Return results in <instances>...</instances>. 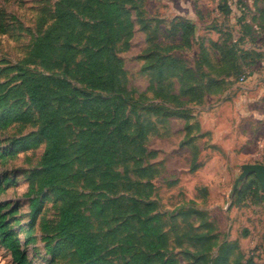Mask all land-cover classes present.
Here are the masks:
<instances>
[{
    "label": "trees",
    "instance_id": "trees-1",
    "mask_svg": "<svg viewBox=\"0 0 264 264\" xmlns=\"http://www.w3.org/2000/svg\"><path fill=\"white\" fill-rule=\"evenodd\" d=\"M218 9L228 15L227 0H219ZM259 12L263 29L264 7ZM136 25L145 36L142 71L156 102L130 87L121 57ZM4 26L0 16V31ZM35 29L24 57L0 67V130L19 122L32 125L16 143H43L38 168L29 177V194L36 196L30 200L26 243L33 240L48 194L57 211L55 222L43 226L50 253L67 248L77 264H179L168 254L164 220L152 198L156 170L146 160L155 154L145 147L151 120L184 117L181 94L198 99L227 78L240 79L263 55L217 28L221 42L198 44L192 21L175 17L164 26L145 16L144 0H55ZM196 44L199 55L189 67L181 51ZM176 82L179 92L172 90ZM3 190L0 184V195ZM236 198L261 202L264 194L250 177ZM11 215L0 204V245L13 264H33L11 227ZM235 248H220L212 264H229Z\"/></svg>",
    "mask_w": 264,
    "mask_h": 264
},
{
    "label": "rangeland",
    "instance_id": "rangeland-1",
    "mask_svg": "<svg viewBox=\"0 0 264 264\" xmlns=\"http://www.w3.org/2000/svg\"><path fill=\"white\" fill-rule=\"evenodd\" d=\"M54 1L0 0V16L5 23L4 31H0V67L24 57L39 16ZM227 2L230 13L225 15L218 9L219 0H144V14L162 21L164 26L175 17L192 21L196 25L198 44L201 39L221 42L224 36L213 29L217 28L232 32V42L243 38L239 41L243 48L257 49L260 34L264 32L259 22V8L264 7V0ZM241 18L251 28L252 36L241 27ZM198 44L181 51L189 67L195 66ZM146 48L145 36L136 25L131 47L121 57L130 87L137 95L144 93L156 102L149 89V77L142 71L141 56ZM213 59L216 63V55ZM245 78L246 69L240 79L227 78L211 90L203 91L195 100L181 94L184 117L151 120V134L145 147L155 154L146 160L156 170L152 176V198L164 220L168 254L179 264H203L200 257L207 261L205 264H212L220 248L229 245L236 247L230 254L229 264H246L249 260L264 264V200L236 198V191L246 182L235 187L240 166L246 160L264 163V140H260L264 121L262 132L255 131L252 140L247 141L254 155L246 157V82L241 81ZM179 88L176 82L172 90L179 92ZM33 130L32 125L20 122L0 130V184L4 189L0 204L12 212L11 227L33 264H77L67 248L56 254L47 250L43 226L55 222L57 214L52 195L46 194L48 197L32 233L33 240L26 243L30 200L36 196L29 194V177L38 168L43 143L30 140L28 145L21 146L16 140ZM188 140L190 144L182 145ZM197 236L207 239L199 241ZM55 242V239L51 241ZM0 264H13L9 252L1 245Z\"/></svg>",
    "mask_w": 264,
    "mask_h": 264
},
{
    "label": "crops",
    "instance_id": "crops-1",
    "mask_svg": "<svg viewBox=\"0 0 264 264\" xmlns=\"http://www.w3.org/2000/svg\"><path fill=\"white\" fill-rule=\"evenodd\" d=\"M256 47V52L261 53L263 58L246 68V78L242 80L243 83L246 82V157L254 155V152L249 150L250 147L247 141L252 140L255 131L258 133L262 132L261 129L264 121V32L260 34ZM256 83H260V85ZM252 126H255V128L252 129ZM261 136L263 139H260V137L258 140H264V129ZM246 164L253 163L246 160ZM261 192L264 193L262 190Z\"/></svg>",
    "mask_w": 264,
    "mask_h": 264
},
{
    "label": "water",
    "instance_id": "water-1",
    "mask_svg": "<svg viewBox=\"0 0 264 264\" xmlns=\"http://www.w3.org/2000/svg\"><path fill=\"white\" fill-rule=\"evenodd\" d=\"M241 174L236 180L235 187L253 176L259 183L260 189L264 191V163L241 165Z\"/></svg>",
    "mask_w": 264,
    "mask_h": 264
},
{
    "label": "built area",
    "instance_id": "built-area-1",
    "mask_svg": "<svg viewBox=\"0 0 264 264\" xmlns=\"http://www.w3.org/2000/svg\"><path fill=\"white\" fill-rule=\"evenodd\" d=\"M243 79H241V81H242Z\"/></svg>",
    "mask_w": 264,
    "mask_h": 264
}]
</instances>
